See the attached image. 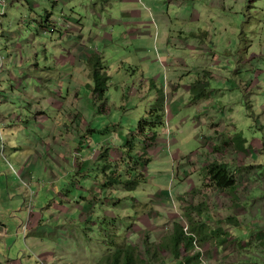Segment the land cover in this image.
<instances>
[{
    "label": "rangeland",
    "instance_id": "obj_1",
    "mask_svg": "<svg viewBox=\"0 0 264 264\" xmlns=\"http://www.w3.org/2000/svg\"><path fill=\"white\" fill-rule=\"evenodd\" d=\"M34 1L41 7L0 3V222L10 259L109 264L121 245L134 243L147 264L188 256L191 264H264V166L249 164L262 155L264 165V148L249 145L225 179L207 173L232 157L227 123L264 143V0L64 3L70 16H84L85 60L59 26L55 33L39 26L51 14L64 25L60 2ZM204 86L208 95L199 100ZM161 90L170 98L162 100L165 126L151 115ZM126 145L127 152L154 148L149 164L137 167L147 180L131 191L108 188L110 159ZM123 160L130 156L118 161L125 177ZM189 161L199 169L191 177ZM226 214L239 222L235 230ZM176 222L193 237L180 259L169 245Z\"/></svg>",
    "mask_w": 264,
    "mask_h": 264
},
{
    "label": "crops",
    "instance_id": "obj_2",
    "mask_svg": "<svg viewBox=\"0 0 264 264\" xmlns=\"http://www.w3.org/2000/svg\"><path fill=\"white\" fill-rule=\"evenodd\" d=\"M28 2H29V4H30V7L31 8H38V7H41V5L39 4V3H36L34 0H27ZM57 2H60V4H61V6L63 7V12H62V16H63V22H64V25H59V24H61L60 22H56V20L54 19V17H55V15L54 14H51L50 12H48V14H51L50 16H49V20L48 21H50L49 22V25H53V26H55V27H58L59 26V29H61V34H60V37H61V39L63 40L64 38H69V39H72V40H70V43H71V45L74 47V48H76L77 47V50H78V52L80 53V52H82L83 53V51H84V49H85V46H84V44H83V41L85 40V34H84V32H85V26H84V24H83V20H84V16H82L81 14H79L78 13V10H77V12L75 11V10H73L72 11V15L70 16L68 13H66L65 11H66V9H65V7H64V3H66V4H69L70 2H78L79 0H56ZM59 4V5H60ZM81 4H84V1H82V3ZM12 6V7H15V8H19V9H25L26 8V5L23 3V0H11V4H9V6ZM68 6V5H67ZM30 19L32 20V22H33V24L36 26V24H39L38 23V21H36L35 20V18L34 19H32L31 17H30ZM56 22V23H55ZM48 25V24H47ZM40 26V28H42V30L44 31L45 30V28H44V26L45 25H43V24H41V25H39ZM39 28V29H40ZM58 29V30H59ZM58 30L56 31V32H58ZM100 35H102V34H100ZM102 36H105V35H102ZM83 59L82 60H85L86 59V56H85V53H83V57H82ZM90 68H91V66H90ZM94 69V68H93ZM84 72L86 73V72H88L89 73V76H91V74L90 73H94V70H92V72L91 71H88V69H84ZM261 72H263L264 73V71H260V72H258V74H261ZM107 74H108V72H106ZM93 76V75H92ZM204 88V90L202 91V92H199V96H197L196 98L197 99H199V100H201V99H205L206 97H207V95H208V88L207 87H203ZM159 99L160 100H166L167 101V105H168V103H170V98L169 97H165V92L163 91V90H161V91H159ZM204 102H202V104H203ZM200 125V124H199ZM227 128H225V130L226 131H228V133L226 132L225 133V146H227V145H229L230 147H231V151H234L233 153H232V157L229 159V158H226V157H224L226 160H225V163L224 164H227V167L230 169V166H232V167H234L233 165H231V164H229V162H231V160H233V159H235L238 163H242V161H243V159H242V161H240L239 160V156L241 155V152L240 151H238V149L240 148V147H244V149L246 150V149H248L249 147V145H250V147H253V148H256L257 146V144L258 143H260V146L259 147H261V148H264L263 146H264V143L263 142H261V141H259V140H256V139H254L253 141H252V143H250L249 141H248V139L244 136V134L243 133H240V132H236L237 130H236V123L235 122H233L231 125L230 124H228L227 123V126H226ZM231 127V130L229 129ZM233 129V130H232ZM221 135V134H220ZM226 135H227V137H226ZM162 139H161V134L159 135V137H158V141H157V144L158 143H160V141H161ZM210 141H212V143H213V145L215 146H218L219 144L221 145V142H222V139H221V136H218L216 139H213V140H210ZM253 143H255V144H253ZM127 149H128V147H127V145L123 148V152L122 153H116L115 152V154H113V156H112V158L110 159V162H112V163H115V165L113 166V171H112V175L114 176H116V174H117V172L118 171H120V170H118L117 171V166H118V161H120L121 159H123V158H126V157H128V156H130V159L133 157V158H135L136 160H138V158L137 157H134L135 155H138V153H139V151L138 150H135V149H133L132 150V154L130 153H128L127 152ZM152 149H154V148H149V155H150V158H151V155H152ZM209 149V148H208ZM211 150V149H210ZM106 151H108V150H106ZM117 151V150H116ZM126 151V152H125ZM157 151V150H156ZM212 151V150H211ZM101 152L102 151H98L97 152V155H100L101 154ZM246 152V151H245ZM115 155H117V156H119L120 157V155L122 156L123 155V157L120 159V160H116V158L114 157ZM128 155V156H127ZM255 157H257V156H255ZM255 157L254 156H251V161L249 162V164H252L253 162L254 163H259V166H264V165H262L259 161L262 159V155H260L259 157H257L256 158V160H255ZM136 160H133V163L135 164V168H137L138 166L139 167H142V164L141 165H137L136 164ZM124 161V160H123ZM245 161H247V159L245 158ZM129 162H131V160L130 161H128V162H126V164H128ZM205 163V161H201L200 163ZM199 163V164H200ZM198 164V165H199ZM182 166V165H181ZM183 167L184 168H188L189 169V171H191V173L189 172V174H190V177L191 176H193L192 175V172L194 171L195 173L196 172H198L199 171V169L197 168L196 169V166H191V161H189V163L187 162L186 164H184L183 165ZM231 167V168H232ZM128 169H126V171H127ZM231 170V169H230ZM234 173V172H233ZM108 175H106L105 177H107ZM188 176V175H187ZM147 178V177H146ZM104 180V179H103ZM147 180V179H146ZM185 180H186V178H185ZM106 181V180H105ZM104 181V183H105V186L106 187H108V188H112V187H114L115 185L113 184V185H107V183ZM192 189H193V187H191L190 188V190L189 191H186V192H192ZM186 192H184V193H186ZM108 193H110V191L109 192H106V194H108ZM180 195V194H179ZM106 197H108L107 195H106ZM138 204V203H137ZM136 204V205H137ZM138 206H140L139 204L136 206V214H137V212L139 213V210H140V207H138ZM226 216H227V214H226ZM229 216V215H228ZM227 216V218H226V222L228 223V225L230 226V227H232V229L233 230H235V228H236V225H238L239 224V222L237 221V220H235L234 219V217L233 216H230V217H228ZM230 219H232V221H228V220H230ZM233 222H235L236 223V225H234L233 224ZM5 230H6V227L4 226V223L3 222H0V264H19L18 262H14L13 260H11L10 259V257H9V254L7 253L8 251H9V249H10V244H8L7 243V241L6 240H3V238L2 237H4L3 236V234H4V232H5ZM6 232H7V230H6ZM142 232V231H141ZM140 232V233H141ZM141 235V234H140ZM239 237H241V236H239ZM239 237H237L236 238V241H243L244 242V240H242L241 238H239ZM242 237H244V236H242ZM216 240V239H215ZM230 240H235V237L234 238H230ZM216 242L219 244V245H221V244H225V242L226 241H224V238H220L219 240L217 239L216 240ZM131 245H134V243L133 244H131ZM50 254L51 253H45L44 255H43V257L44 258H47L48 256H50ZM183 255H185V254H183ZM180 259V258H179ZM171 261V263L173 262V260H170ZM109 264H111V260H110V262H109ZM191 264V263H190Z\"/></svg>",
    "mask_w": 264,
    "mask_h": 264
},
{
    "label": "trees",
    "instance_id": "obj_3",
    "mask_svg": "<svg viewBox=\"0 0 264 264\" xmlns=\"http://www.w3.org/2000/svg\"><path fill=\"white\" fill-rule=\"evenodd\" d=\"M97 57H95L96 59ZM91 61L93 60V58L90 59ZM92 63V62H91ZM92 67L94 68L96 65L91 64ZM97 75V73H96ZM165 102L162 100H159L157 103V106L151 111V115L154 117L155 122L157 123V125L159 126H165V124H163V116L160 115L161 112L164 111L165 109ZM147 125V122H144V124H142L141 126L144 127ZM158 134L159 133H154L153 134V140H157L158 138ZM132 150L130 149L128 151V153L132 154ZM141 152L138 153V156H134L137 157L138 160H136L135 158H131V163H128L127 166V171L125 172V177L123 175H121L120 172H117L116 176L111 175V176H107L109 177L108 180H106L107 185H118V186H122L123 188H126L127 190H135L138 185L140 183H142L143 181L146 180V177L142 176L143 174L137 169L135 168V165L133 163V160H136V164L138 165H142V167L144 168L147 164H149L148 160L145 161L144 159L149 155V147H145L144 149L140 150ZM238 151L240 152H244L245 149L244 147H240L238 149ZM245 153V152H244ZM124 163L126 161H123ZM131 164V165H130ZM226 168H227V164H213L208 170L207 173L210 175L209 177H211V179L213 180H218L219 177H223L225 179L226 176ZM197 210H201L202 208L200 206L196 207ZM228 221H232V219L228 220ZM183 225L182 223L176 222V224L174 225V232L173 235L170 237L169 240V245H171V250L170 252L176 257V259H179L181 256H185L183 255L184 253L182 251L189 249L192 244H193V237L189 236L188 234H185V232L183 231ZM190 230L193 232L194 229ZM225 241V240H224ZM145 243L147 244V242L145 241ZM135 246V245H134ZM133 245H121V247H119L116 251H115V259L113 260L114 264H147V261L144 260L139 252V250L135 249ZM190 260L191 257H185V262L182 264H190ZM111 261V264H113Z\"/></svg>",
    "mask_w": 264,
    "mask_h": 264
},
{
    "label": "built area",
    "instance_id": "obj_4",
    "mask_svg": "<svg viewBox=\"0 0 264 264\" xmlns=\"http://www.w3.org/2000/svg\"><path fill=\"white\" fill-rule=\"evenodd\" d=\"M0 3L4 4L5 7L9 6V4H8L9 2L7 0H0ZM4 16H5V12L0 10V76H1V73L5 70V67H6V65H5V56H4L3 51H2V37H3L2 36V32H3V28L2 27H3V18H4ZM49 22L50 21H48V25L44 26L45 32L46 33H50V32H54L55 33L57 31V27H55L53 25H49Z\"/></svg>",
    "mask_w": 264,
    "mask_h": 264
}]
</instances>
